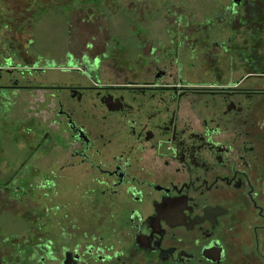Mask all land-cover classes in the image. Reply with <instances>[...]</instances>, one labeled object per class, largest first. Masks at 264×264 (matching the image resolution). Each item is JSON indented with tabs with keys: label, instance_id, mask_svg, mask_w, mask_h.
<instances>
[{
	"label": "flooded vegetation",
	"instance_id": "1",
	"mask_svg": "<svg viewBox=\"0 0 264 264\" xmlns=\"http://www.w3.org/2000/svg\"><path fill=\"white\" fill-rule=\"evenodd\" d=\"M227 12L235 34H128L110 82L92 41L25 69L61 79L0 156V264H264V0Z\"/></svg>",
	"mask_w": 264,
	"mask_h": 264
},
{
	"label": "rangeland",
	"instance_id": "2",
	"mask_svg": "<svg viewBox=\"0 0 264 264\" xmlns=\"http://www.w3.org/2000/svg\"><path fill=\"white\" fill-rule=\"evenodd\" d=\"M230 3L231 0H0V65L9 59L14 65L7 67L9 72L3 70L0 86L17 80L19 86L32 87L30 91L24 88L8 91L5 98L0 96V140L6 148L1 147L0 156L21 160L23 150H12L9 143L12 139L15 143L26 141L31 119H42V101L52 94L37 87L60 83L58 69H25L59 65L62 47L68 41L74 46L79 41L81 48L92 41L91 57H100L106 65L101 78L110 82V62L123 61V42L128 34H163L164 38L165 34H176L177 27L183 34L195 29L196 34H235L230 12L225 22L214 19L224 14Z\"/></svg>",
	"mask_w": 264,
	"mask_h": 264
},
{
	"label": "trees",
	"instance_id": "3",
	"mask_svg": "<svg viewBox=\"0 0 264 264\" xmlns=\"http://www.w3.org/2000/svg\"><path fill=\"white\" fill-rule=\"evenodd\" d=\"M111 1H113V0H111ZM138 2V1H137ZM139 3V2H138ZM121 5V3L120 4H118V6H120Z\"/></svg>",
	"mask_w": 264,
	"mask_h": 264
}]
</instances>
